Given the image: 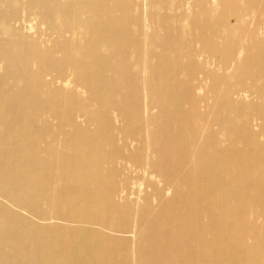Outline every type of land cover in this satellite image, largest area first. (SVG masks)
I'll return each mask as SVG.
<instances>
[{
	"label": "bare ground",
	"instance_id": "bare-ground-1",
	"mask_svg": "<svg viewBox=\"0 0 264 264\" xmlns=\"http://www.w3.org/2000/svg\"><path fill=\"white\" fill-rule=\"evenodd\" d=\"M0 264H264V0H0Z\"/></svg>",
	"mask_w": 264,
	"mask_h": 264
},
{
	"label": "rangeland",
	"instance_id": "rangeland-1",
	"mask_svg": "<svg viewBox=\"0 0 264 264\" xmlns=\"http://www.w3.org/2000/svg\"><path fill=\"white\" fill-rule=\"evenodd\" d=\"M144 186V185H143ZM143 190L145 191V192H149V189L146 187V189H145V187H143Z\"/></svg>",
	"mask_w": 264,
	"mask_h": 264
}]
</instances>
